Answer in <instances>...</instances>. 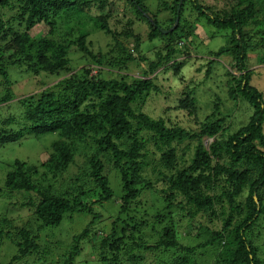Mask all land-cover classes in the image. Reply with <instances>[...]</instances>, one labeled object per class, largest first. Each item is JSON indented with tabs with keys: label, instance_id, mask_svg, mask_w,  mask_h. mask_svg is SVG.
Segmentation results:
<instances>
[{
	"label": "trees",
	"instance_id": "obj_1",
	"mask_svg": "<svg viewBox=\"0 0 264 264\" xmlns=\"http://www.w3.org/2000/svg\"><path fill=\"white\" fill-rule=\"evenodd\" d=\"M117 1L125 14L133 16L126 15L128 19L120 32L103 22L112 16ZM92 3L100 14L98 20H90L114 41L105 52L93 53L86 46L87 33L79 22ZM233 3L235 7L230 11L214 12V7L202 6L198 0H163L162 6L158 2L160 8H154L155 12L151 13L152 8L145 0H0V85L6 93L1 103L13 99L9 96L14 84L9 74L11 68L35 78L47 75L58 79L70 74L21 100L23 129L0 135V144L16 142L25 135L30 140L58 136L70 140L75 147L82 146L78 156L83 160L70 178L78 181L77 186L67 191L60 185L55 190L45 189L42 184L46 177L40 166L28 167L15 161L11 170L6 168L0 192L12 200L8 206L29 212L31 224L21 228L13 238L15 230L5 229L6 220L0 222V246L5 244V249L8 246L14 249V254L6 261L0 259V264L29 263L31 253L39 247L38 233L55 231L67 218L82 215L92 220L80 235L72 237L71 252L63 264H73L80 256L79 242L92 234L90 227L95 224L102 225L99 236H103L99 237L97 232L90 236L91 243L96 244L93 258L97 264H264V244L259 238L264 230V98L251 85L253 71L249 63V53L264 42V36L252 45L256 34L251 36L249 26L259 22L253 17L248 19L257 6L264 9V0ZM161 11L167 13L166 18ZM192 14H196L195 22L203 19L216 33L224 34L225 44L210 52L212 59L206 62V77L214 70L217 60L227 58V67L220 65L223 66L220 68L229 77L231 100L237 102L240 98L252 108L248 121L227 136L222 133L224 118L219 116L220 100L213 102L212 114L201 116L194 90L185 93L176 109L185 108L200 128L199 133L168 129L161 115L155 119L136 107L147 97L160 95V86L156 84L159 78L169 73L178 75L187 62L178 61L177 57L189 56L196 40L188 20ZM62 20L80 26L77 39L72 40L71 30L66 35L60 34ZM38 24L49 29L34 38L30 32ZM138 24H147L145 38L139 33ZM145 42L152 46L143 47ZM73 46L86 62L77 72L69 58ZM6 51H10L7 59L3 57ZM132 63H137L140 76L126 73ZM140 64L145 65L144 69ZM205 138H214L207 148L203 143ZM187 139L188 148L194 143L192 156L178 170L173 144L178 146ZM53 146L61 154L60 164L56 163L54 168L66 172L74 164L73 152L57 143ZM156 156L158 161L153 159ZM224 157L229 165L211 166L213 159ZM110 164L120 177L119 197L105 176ZM150 164L174 170L175 175L159 172L166 188L156 191L159 182L142 178ZM141 180L143 183L138 182ZM147 192L160 196L161 201L150 220L147 213L151 212L137 211L141 209L139 196ZM17 196H22L24 201L18 203ZM91 197L96 199L89 205L86 200ZM104 207L109 210H103ZM11 208L8 211L12 212ZM175 214L190 223L198 220L192 244L186 246L176 239L179 223L173 218ZM35 222L37 225L33 227ZM104 222L109 227L105 228ZM148 228L156 234L158 242L146 247L142 237ZM140 249L143 255L152 253L149 263L134 254ZM45 258L36 259L33 264L46 262Z\"/></svg>",
	"mask_w": 264,
	"mask_h": 264
},
{
	"label": "rangeland",
	"instance_id": "obj_2",
	"mask_svg": "<svg viewBox=\"0 0 264 264\" xmlns=\"http://www.w3.org/2000/svg\"><path fill=\"white\" fill-rule=\"evenodd\" d=\"M145 1L147 5L149 4L151 6V13H154L155 9L160 8L159 6H162L161 2H163V0ZM167 1L170 2L172 0ZM233 1L234 0H198V3L202 4V6L214 7V12H218L220 10L230 11V9L235 7V3H233ZM252 1L255 2L256 0ZM158 2L160 4L159 6ZM112 11H114L112 13V16H110V18L106 17L103 22L106 23L110 29L120 32L122 30V27L125 25L128 16H133L128 12L126 14L123 12V8L121 7L119 1H117V4L112 9ZM106 12L104 16L107 15ZM161 12L162 13L160 14H162L163 17L166 18L167 13L163 11ZM84 14L85 15H83L79 22H82L84 24V32L87 33L86 46L90 47V50L93 53H97L100 51L105 52L108 49V46L114 44V41L110 37L106 36L102 31L96 29L93 21L90 20V18L97 20L99 18L100 12L98 13L95 3H92L89 12L86 13L85 11ZM251 17H253L255 21L259 22L256 26H249V29H251V36L256 34L252 41V45L254 46V43H259V39L261 38V36H264V9L257 6L254 9L252 16L250 15L248 19H250ZM186 18L189 17L187 16ZM195 18L196 14H192L188 19L191 28L194 30L193 37H196L194 45L191 47V54L189 56L177 57L178 61L185 60L187 62L184 63L178 75L169 73L166 76H161L159 78L160 81L156 84L160 86V95L149 96L144 102H142L141 106L136 107H139V110L141 112L146 113L148 114V116H151L155 119L156 117H159L161 115L166 121V127L168 129L182 128L191 132L199 133L200 128L195 124L194 119L189 118L187 112L185 111V108L176 109V107L178 106V102L184 98L185 93L188 90H194L193 95L195 97H193L197 98L199 114L201 116L203 114H212V111L215 108L213 102L217 101V99L220 100L221 105L219 113H221L219 114V116L224 118L222 133L224 136H227L228 133H234L240 125H243L248 121L249 116L252 113V108L249 105L243 103L240 98H238L237 102L231 100L229 95V77L225 75L224 68H220L223 66L227 67V58L223 57L217 60L218 63L216 62L214 64V70L211 71L208 78L206 77V62L209 61V59H212L210 57V52L214 53L225 44L223 40L224 34L222 35V33H216L217 31L213 27L209 26L203 19H200L199 22H195ZM61 24L63 25V27L59 31L60 34L66 35L68 33V30H71L72 40L78 38L77 32L78 27L80 26L76 22L66 23L62 20ZM139 25L140 24H138V26ZM139 28V33H141V36L145 38L148 32L147 24L140 25ZM48 29L49 28L44 24H38L31 30L30 35L35 38L38 37V35L46 34L48 32ZM68 39H70V37ZM182 42L186 45V42L184 40H182ZM153 43L158 44V41H154ZM149 45L152 46V44L145 42L143 47H149ZM70 52L71 53L69 55V58L72 61L71 66L73 70L75 72L81 71L86 65V62L83 60V54L80 53L78 51V48L75 46L70 47ZM262 52H264V42L261 43L260 46H258V48L254 50V52L249 53V63L251 65L250 68L253 71V75L251 77V85L259 90L264 98V57H261ZM9 55L10 51H6L3 53V57L5 59H7ZM144 55L147 56V53H145ZM260 57L263 60H260ZM135 64L137 63L129 64L130 71L126 73L130 76L138 77L141 75V70ZM93 67L94 66H92V68ZM144 67V64H140L141 69H144ZM96 72L97 69L92 71V75H94ZM114 72L115 70H113L112 73ZM116 73L125 74L124 71H116ZM9 74L12 78L11 80L14 82L9 94V96H11L13 99L6 103H1L0 101V135L2 136L3 134L7 136L10 135V133L12 134L23 129L24 109L19 107L21 105V100L29 97L32 94L39 93L46 88L51 87L52 85H55L56 83L61 81V79H63L64 77L66 78L70 75H65L63 78L60 77L56 79V77L54 76H45L41 74L42 76L39 75L40 77L38 76L35 78L15 68H11ZM236 76H238V74ZM42 86L44 87L42 88ZM4 96H6L5 90L0 85V99ZM11 124L13 125L11 126ZM262 132L264 134V124H262ZM27 137L28 136L25 135L22 139H19L16 142L0 144V162L4 163L5 165L7 164L3 167V164L0 163V187L2 186V183L4 181L6 168L7 170H11L12 165L15 161L25 163L28 167L33 165L40 166L43 172L42 175L44 174L46 177V181H44V184H42L45 189L55 190L60 185V187L62 186V189H64V191H67L70 190L71 186H77L78 181H73V179L70 178L72 174L76 173L77 167L83 161L80 156H78V153L81 151L82 146H79V148L75 147L71 144L70 140L61 139L58 138V136H47L46 138L41 137L37 140H30L29 138L27 139ZM213 141L214 138L203 139V143L206 145V148ZM56 143L59 144V147L61 148H67L66 151L73 152L74 164L70 168H68L66 172H61L58 169L54 168V165H56V163L60 164L58 162V158L61 155L60 150L53 146ZM188 143L189 141L187 139L184 141V143L179 144L178 146L173 144L176 149V168L178 170L185 167L188 163L189 158L192 156L191 153L193 151L194 143H190L189 148L187 146ZM153 159L155 161H158V156L154 157ZM216 164L229 165V160L226 157H224L223 159H213L211 161V166L213 167ZM150 165L151 166H149L145 170V173L142 174V178L150 179L152 182H159L155 185L156 191H160L163 188H166V185L163 183V177H161L159 172L167 175H175L174 170H167L160 164ZM110 168L105 169L107 171L105 173V176L109 179V186L113 189V191L117 192L115 193V195H118L117 197H119V189L121 188V182L119 179L120 177L118 178L116 176V172L112 170V165L110 166ZM138 182L143 183L142 180ZM219 184H217L216 189L219 188ZM210 189L213 190L212 188ZM159 198L160 196L158 195L151 196L150 192L139 196L138 201L141 209L137 208V211L151 212V214L147 213V219L150 220L149 218L155 212L154 208L160 206L161 201H159ZM95 199L96 198L91 197L87 199L86 202L90 205L91 201H94ZM17 200L19 201L18 203H20L24 201V198L22 196H17ZM10 201L12 200L8 198V196L4 192H0V222L6 220L5 229L15 230L13 238H16L18 231L25 226H29L31 223L29 220V212H26L23 208H11V206H8V203ZM9 208L12 209V212L8 211ZM103 210L108 211L109 209L107 207H104ZM83 218L86 219L84 220ZM173 218L174 220H176V224L179 223L176 232V239H178L181 244L186 246L188 244H192V235L196 232L198 220L190 223V221L187 219L182 220V218L178 217L177 214H175ZM82 219L84 221H82ZM90 220L92 219L87 215L78 217L73 216L71 220L67 218L64 223L62 222L60 227L58 229H55V231L45 230L38 233V250L35 251V253H31L29 259L30 261L26 264H33L36 259H44L45 257L47 261L43 263L41 262V264H63L65 256L67 255V253L71 252V245L73 243L72 237L80 235L82 230L89 225L88 221ZM36 225V222L33 223V227ZM101 226V224H95L94 226H91V233L93 234V232H97L99 236V232H101ZM104 227H109V223L104 222ZM157 230L158 228L155 227V231ZM35 233L36 232L34 230L33 235H35ZM92 234H90V236H92ZM144 234L145 235L142 237V240L147 243L146 247L157 244L158 239L155 236L156 234L154 232H151L149 228L146 230L144 229ZM90 236L86 239L80 240L79 247L81 250V254L75 259L73 264H97L95 262V258H93L96 244L91 243ZM99 237L103 236L100 235ZM259 238H262L264 244V230L261 231V236ZM2 239L4 240L6 238L1 237V240ZM5 247V244H2L0 246V259L6 261L10 256L14 254V249L10 248L9 246V249H5ZM42 250L47 252H43ZM134 254H136L139 258L143 257L146 263H149L153 258L152 253H146L143 255V251H141V249L136 251V253ZM24 263L25 261L21 264Z\"/></svg>",
	"mask_w": 264,
	"mask_h": 264
},
{
	"label": "water",
	"instance_id": "obj_3",
	"mask_svg": "<svg viewBox=\"0 0 264 264\" xmlns=\"http://www.w3.org/2000/svg\"><path fill=\"white\" fill-rule=\"evenodd\" d=\"M177 24V20H176V22H175V25ZM164 33H166V31H164Z\"/></svg>",
	"mask_w": 264,
	"mask_h": 264
}]
</instances>
